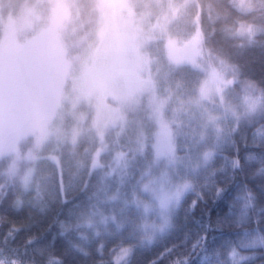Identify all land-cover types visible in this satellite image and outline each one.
Instances as JSON below:
<instances>
[{"label":"rangeland","instance_id":"1","mask_svg":"<svg viewBox=\"0 0 264 264\" xmlns=\"http://www.w3.org/2000/svg\"><path fill=\"white\" fill-rule=\"evenodd\" d=\"M38 1L47 5L44 13L37 10V0H25L18 17L0 14V76L9 106L0 104V189L29 187L47 144L72 146L85 127L94 126L101 146L93 168L105 151L115 153V166L107 175V194L87 226L95 236L117 234L131 241L115 254L120 264L136 248L151 246L170 232L182 200L208 169L218 137L233 124L240 105L209 71L191 96H180L172 81L179 67L203 69L196 58L199 30L185 41L169 30L185 15L186 3L150 0L137 12L128 0H100L104 21L99 46L92 61L75 72L61 36L74 0ZM244 2L247 8L255 5ZM22 98L27 102L21 104ZM168 113L177 126L184 125L176 136L182 155L167 138L168 128L177 132L170 128ZM150 136L154 156L147 155L135 178L129 176L135 167L119 157L121 149L143 157ZM124 170L130 182L118 188ZM12 256L3 260L17 262Z\"/></svg>","mask_w":264,"mask_h":264},{"label":"trees","instance_id":"2","mask_svg":"<svg viewBox=\"0 0 264 264\" xmlns=\"http://www.w3.org/2000/svg\"><path fill=\"white\" fill-rule=\"evenodd\" d=\"M24 1L0 0V14L18 17ZM128 1L137 12L150 2ZM175 1L181 7L186 3L185 15L170 24V33L185 41L199 30L196 58L203 67L174 72L180 96H191L209 71L240 111L220 133L208 169L194 180L170 232L151 246L136 248L120 264H264V0H253L252 8L244 0ZM36 8L44 13L47 5L37 0ZM103 21L100 0H74L70 6L61 36L75 72L81 63L92 61ZM0 94V104L5 103L6 91ZM245 111L250 116L241 115ZM142 118L146 121L144 113ZM166 118L177 131L164 127L167 138L182 155L176 136L184 125L177 126L172 113ZM91 119L89 115L87 123ZM142 128L148 130V125ZM84 130L72 146L55 148L52 143L43 148L29 187L0 189V264H116V252L131 244L117 234L95 236L87 226L107 194L115 153H102L93 168L101 144L94 126ZM151 139L145 141L143 157L121 149L119 157L135 167L129 176L135 178L147 155L154 156ZM125 180L130 182L124 170L116 187ZM10 255L17 262L3 260Z\"/></svg>","mask_w":264,"mask_h":264},{"label":"flooded vegetation","instance_id":"3","mask_svg":"<svg viewBox=\"0 0 264 264\" xmlns=\"http://www.w3.org/2000/svg\"><path fill=\"white\" fill-rule=\"evenodd\" d=\"M4 80H3V78L0 76V92H2V91H4L5 90V84H4V82H3ZM0 96H1V94H0ZM2 98H5V94L4 95H2ZM22 102H27V99L26 98H22L21 99V104H23ZM4 107H5V109H9V106H8V104L7 103H5L4 104Z\"/></svg>","mask_w":264,"mask_h":264},{"label":"snow or ice","instance_id":"4","mask_svg":"<svg viewBox=\"0 0 264 264\" xmlns=\"http://www.w3.org/2000/svg\"><path fill=\"white\" fill-rule=\"evenodd\" d=\"M203 239L206 241V239H207L206 235L203 237ZM260 247L264 248V241L261 242Z\"/></svg>","mask_w":264,"mask_h":264}]
</instances>
